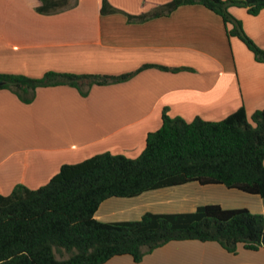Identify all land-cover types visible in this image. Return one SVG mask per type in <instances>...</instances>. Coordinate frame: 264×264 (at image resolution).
Listing matches in <instances>:
<instances>
[{
	"label": "crops",
	"instance_id": "obj_1",
	"mask_svg": "<svg viewBox=\"0 0 264 264\" xmlns=\"http://www.w3.org/2000/svg\"><path fill=\"white\" fill-rule=\"evenodd\" d=\"M105 1L104 9L103 0H76L43 12L42 0H0V73L38 78L48 71L119 75L148 64L170 68L149 66L125 81L94 84L86 96L69 85L39 87L29 103L0 88V194L18 184L42 186L62 164L98 153L138 156L147 133L160 127L163 110L187 121H216L240 106L248 117L264 108V61L239 38L227 36L218 14L186 4L131 21L128 15L170 0ZM229 11L264 48V8L255 15L234 5ZM252 195L188 182L107 198L94 217L136 220L147 211L185 212L209 203L264 215V197ZM103 264H264V249L239 246L232 253L214 241H171L141 263L120 255Z\"/></svg>",
	"mask_w": 264,
	"mask_h": 264
},
{
	"label": "trees",
	"instance_id": "obj_2",
	"mask_svg": "<svg viewBox=\"0 0 264 264\" xmlns=\"http://www.w3.org/2000/svg\"><path fill=\"white\" fill-rule=\"evenodd\" d=\"M75 1L42 0L39 9L53 12ZM105 4L103 0L102 9ZM186 4H200L218 14L227 36L239 38L256 60L264 61V48L229 11L234 5L255 15L264 8V0H170L128 19L143 21ZM149 66L170 69L148 64L119 75L48 71L38 78L0 73V88L25 103L33 100L37 88L55 85L73 86L86 96L94 84L125 81ZM161 121L158 129L147 133L143 150L134 158L98 153L62 164L42 186L18 184L9 194H0V264H103L120 255L141 263L153 249L182 240L214 241L232 253L239 246L264 249V215L245 207L209 203L185 212L147 211L136 220L102 222L94 217L107 198L188 182L220 184L264 197V108L248 117L240 106L216 121H187L163 110Z\"/></svg>",
	"mask_w": 264,
	"mask_h": 264
},
{
	"label": "rangeland",
	"instance_id": "obj_3",
	"mask_svg": "<svg viewBox=\"0 0 264 264\" xmlns=\"http://www.w3.org/2000/svg\"><path fill=\"white\" fill-rule=\"evenodd\" d=\"M237 191H239V190H237ZM244 193V192H243ZM246 195H248L249 197H251V196H253L252 194H247L246 193ZM245 204H249V202L248 201H243ZM169 208H171V207H169Z\"/></svg>",
	"mask_w": 264,
	"mask_h": 264
},
{
	"label": "water",
	"instance_id": "obj_4",
	"mask_svg": "<svg viewBox=\"0 0 264 264\" xmlns=\"http://www.w3.org/2000/svg\"><path fill=\"white\" fill-rule=\"evenodd\" d=\"M1 84V83H0Z\"/></svg>",
	"mask_w": 264,
	"mask_h": 264
}]
</instances>
